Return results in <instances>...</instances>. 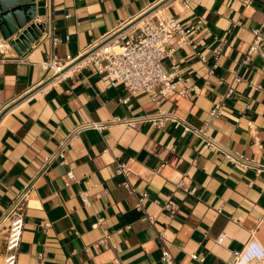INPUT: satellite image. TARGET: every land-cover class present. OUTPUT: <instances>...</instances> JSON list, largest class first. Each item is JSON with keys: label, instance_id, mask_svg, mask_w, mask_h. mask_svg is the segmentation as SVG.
Returning a JSON list of instances; mask_svg holds the SVG:
<instances>
[{"label": "crops", "instance_id": "crops-1", "mask_svg": "<svg viewBox=\"0 0 264 264\" xmlns=\"http://www.w3.org/2000/svg\"><path fill=\"white\" fill-rule=\"evenodd\" d=\"M244 1L47 0V14L45 1L34 0L33 23L49 17V37L41 33L20 52L10 43L0 57V264L4 215L26 188L16 264H228L251 237L264 248V173L233 165L197 132L264 167V58L244 63L256 28L264 53V0ZM163 17L183 27L201 22L190 34L194 48L173 43L162 62L165 71L175 67L189 98L171 93L156 107L79 61L118 32ZM51 55L62 64L75 59L60 80L39 66ZM218 101L223 110L211 119ZM159 110L192 130L153 126L148 119ZM76 129L65 164L57 159L41 172L44 157ZM142 192L148 197L137 211Z\"/></svg>", "mask_w": 264, "mask_h": 264}, {"label": "built area", "instance_id": "built-area-1", "mask_svg": "<svg viewBox=\"0 0 264 264\" xmlns=\"http://www.w3.org/2000/svg\"><path fill=\"white\" fill-rule=\"evenodd\" d=\"M47 8V14L50 10L47 6V0H44ZM252 0H245L244 5L248 6ZM186 4V3H185ZM35 25H42V35L49 37V17L47 21L35 20ZM201 27V22L196 24H188L183 27L181 23L171 17H163L157 22L142 21L141 25L136 28H129V30L122 32L113 38L109 43L103 45L98 50L87 57L89 62L96 69L97 73L101 75L102 80L113 83H120L123 85L125 91L131 96L138 93H145L150 101L156 106L160 107L162 101L171 93H178L182 97H190L188 90L181 87V80L175 69L171 67L170 71H165L162 62L173 50L168 47L173 43L178 47L186 45L194 48V44L190 39V34ZM264 27V24L262 25ZM253 41L249 46L244 63L251 55H259L264 58V53L261 48L262 38L259 29L252 31ZM68 37H66V40ZM52 44L59 43V39L51 37ZM10 45L9 40L0 41V57L4 55V49ZM220 52V48L214 51L215 55ZM203 60V58L201 57ZM75 59L66 57L64 64L56 59L53 55L46 58L45 61L39 64L40 68L45 72H51L54 80L64 77V68L67 63L74 62ZM239 81V79H235ZM232 90L228 91L231 94ZM128 98L121 100L122 104H127ZM223 110L222 101L214 103L209 112L211 119H216L221 115ZM151 124L157 128L162 127L166 121L173 122L176 127L182 126L183 133L192 129L172 113L158 111L156 115L148 119ZM121 119L116 118L114 122H120ZM137 121L133 119H124V124L128 127H134ZM102 126H98L101 129ZM80 129V128H79ZM78 129L72 131L70 135L62 139L56 150L50 155L44 157L41 172H44L54 161L60 160V164H65V153L68 150L70 137L76 134ZM203 138L207 148H217L221 151L223 157L239 167L242 170L254 169L257 174L264 173V167L257 165L253 160L245 158L243 155L224 149L217 145L215 141L207 137L202 130L197 131ZM116 172L119 175L126 174L123 164H118ZM66 180H74L72 170L67 171ZM127 191H133L127 182L123 183ZM28 189L15 197L4 217L7 221L6 238L4 243V256L2 264H16L17 252L19 249L21 235L24 226V211L26 204V194ZM148 194L142 192L137 197L135 209L142 211L143 203L147 199ZM80 200L83 205H88L86 195L81 194ZM166 209L171 211L169 204L165 205ZM151 221V218H150ZM222 237L217 239V243L222 242ZM193 260L202 262L203 259H198L196 255L190 257ZM164 262L171 263L172 259L166 250L162 252ZM264 261V248L259 241L250 238L239 251H233V259L228 264H260Z\"/></svg>", "mask_w": 264, "mask_h": 264}, {"label": "water", "instance_id": "water-1", "mask_svg": "<svg viewBox=\"0 0 264 264\" xmlns=\"http://www.w3.org/2000/svg\"><path fill=\"white\" fill-rule=\"evenodd\" d=\"M33 2L34 0H0V37L4 41L9 40L19 52L29 47V44L33 43L43 31L42 25L36 26L33 23L35 17ZM125 30L88 51L79 61L90 56Z\"/></svg>", "mask_w": 264, "mask_h": 264}, {"label": "bare ground", "instance_id": "bare-ground-1", "mask_svg": "<svg viewBox=\"0 0 264 264\" xmlns=\"http://www.w3.org/2000/svg\"><path fill=\"white\" fill-rule=\"evenodd\" d=\"M136 25V24H135Z\"/></svg>", "mask_w": 264, "mask_h": 264}]
</instances>
